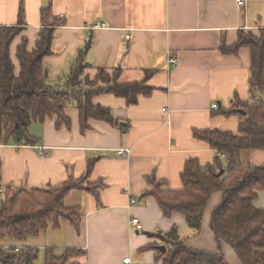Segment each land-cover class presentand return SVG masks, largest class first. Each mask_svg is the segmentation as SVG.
<instances>
[{
	"label": "crops",
	"instance_id": "0c3cea01",
	"mask_svg": "<svg viewBox=\"0 0 264 264\" xmlns=\"http://www.w3.org/2000/svg\"><path fill=\"white\" fill-rule=\"evenodd\" d=\"M21 5L24 29L10 47L17 74L18 47L26 38L29 51L36 48L43 28L40 12L49 7L64 23L56 26L52 52L44 56L48 84L67 89L82 60L91 79L99 69L119 71V83L146 80L153 90L139 94L135 104L114 93L92 97L94 105L110 110L113 122L82 121L73 100L64 110L67 121L58 123L53 115L30 125L34 145L0 143L4 186L55 187L84 178L93 162L85 187L71 189L64 199L67 207L79 209V228L61 220L36 236L8 240L7 246L36 248L42 257L46 248L58 254L84 251L69 264H126L125 258L131 264H163L157 253L161 245L171 247L167 234L176 226L187 246L222 251L229 264H242L234 247L217 242L210 227L212 211L224 200L222 191L209 197L200 232L188 226L185 214L165 215L148 191L152 179L164 189L182 188L191 159L200 166L215 163L218 152L196 132L239 134L240 115H225L214 104L223 110L236 103L257 105L250 94L252 51L243 46L224 52L222 47L234 45L242 31L260 35L264 0H246L241 7L236 0H0V26L18 23ZM148 71L153 74L146 78ZM127 147L131 152L119 156L117 150ZM241 154L251 165L264 163V149ZM254 206L264 209V190ZM134 216L141 230L131 223Z\"/></svg>",
	"mask_w": 264,
	"mask_h": 264
},
{
	"label": "trees",
	"instance_id": "16d2710c",
	"mask_svg": "<svg viewBox=\"0 0 264 264\" xmlns=\"http://www.w3.org/2000/svg\"><path fill=\"white\" fill-rule=\"evenodd\" d=\"M23 12L21 5L18 23L0 26V143L34 145L36 140L30 134V125L53 115L59 117L58 123L67 121L64 110L73 100L82 114V121L94 117L113 122L110 110L94 105L92 97L114 93L135 104L139 94H149L153 90L145 83L146 80L119 83V71H116L115 80L110 81V73L99 69L96 78L90 80L92 87L81 92L76 88L80 86L79 81L82 78L88 81L89 78L87 75L83 77L87 64L82 60L70 75L67 89L48 84L44 56L52 52L56 26L64 23L63 18L52 13L49 7L42 8L40 12L43 28L36 48L29 51L26 38L18 47L20 73L17 74L10 47L12 40L24 29ZM243 46L252 51L250 94L256 99L259 93L264 94V29L259 36L242 31L238 41L232 46H223L222 51L238 52ZM152 74L148 71L146 78ZM99 80L103 85L98 84ZM239 109L246 113H241ZM216 110L225 115H240V132L235 134L215 129L195 133L218 152L215 163L200 166L191 159L182 173V188L164 189L161 181L152 179L149 182L154 187L148 192L158 200L165 215L171 216L174 211L185 214L188 226L200 232L209 197L217 190L222 191L224 200L212 211L210 222L216 241L228 242L234 247L242 264H264V209L254 206L258 193L264 190V163L251 165L241 159L242 152L264 149V101L260 98L257 105L236 103L229 109L218 107ZM92 163L84 178L77 181L70 179L48 188L4 186L0 174V190H3L0 191L2 264H39L36 262L40 256L39 249L28 247L16 252L13 247L10 252L3 249L8 240L36 236L48 227L58 226L61 220H68L79 228V209L67 207L64 199L71 189L85 187L84 179L90 175ZM221 169L225 172L218 176ZM172 229L167 234L171 247L166 251L160 250L156 256L158 260H163V264H229L222 251L212 253L187 246L179 237V229L176 226ZM83 253V250L72 248L58 254L54 248H46L43 264H69L70 257Z\"/></svg>",
	"mask_w": 264,
	"mask_h": 264
},
{
	"label": "built area",
	"instance_id": "2783aa9c",
	"mask_svg": "<svg viewBox=\"0 0 264 264\" xmlns=\"http://www.w3.org/2000/svg\"><path fill=\"white\" fill-rule=\"evenodd\" d=\"M236 1H237V5L239 7L244 6L245 5V2H246V0H236ZM96 26H99V25L97 24ZM126 36L129 37V35H126ZM172 62L175 63L176 60L175 59H172ZM214 107L215 108H218V105L217 104H214ZM130 152H131V148H128V147L127 148H120V149L117 150V153H118L119 156H127ZM131 201L136 202L134 198ZM131 223L138 230H141L143 228V224H142V222L140 221V219L138 217H135V216L132 217L131 218ZM3 249L4 250H8V251L11 252V249H10V247L7 246V244L3 247ZM14 250L16 252H18L20 249L18 247H15ZM124 260H125V263L126 264H131V261L132 260H130V258H125Z\"/></svg>",
	"mask_w": 264,
	"mask_h": 264
},
{
	"label": "rangeland",
	"instance_id": "374dc122",
	"mask_svg": "<svg viewBox=\"0 0 264 264\" xmlns=\"http://www.w3.org/2000/svg\"><path fill=\"white\" fill-rule=\"evenodd\" d=\"M85 70V69H84ZM86 71V70H85ZM85 71H84V75L83 77H85ZM116 71H114L112 74H110V81H114L115 80V75H116ZM117 79V78H116ZM90 80H94L91 79L90 77L88 78V81H86V79H81V81H79V87H76L79 91L83 92L85 88L89 89L90 87H92V85H89L91 83ZM100 81V80H99ZM260 98L264 101V94L263 93H259L258 97L256 98L255 101H253V104H258V101L260 100ZM244 156H247V153H245ZM1 192L3 190H0ZM169 241H167L170 244V238H168ZM43 252L40 251V256L38 258V260L36 261L39 264H43Z\"/></svg>",
	"mask_w": 264,
	"mask_h": 264
},
{
	"label": "water",
	"instance_id": "95a60500",
	"mask_svg": "<svg viewBox=\"0 0 264 264\" xmlns=\"http://www.w3.org/2000/svg\"><path fill=\"white\" fill-rule=\"evenodd\" d=\"M239 111H240L241 113H243V114L246 113L245 110H242V109H239ZM224 172H225V170H224V169H221V170L218 172V176H221ZM160 248H161L163 251H166V249H167L165 245H161Z\"/></svg>",
	"mask_w": 264,
	"mask_h": 264
}]
</instances>
